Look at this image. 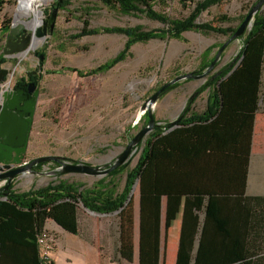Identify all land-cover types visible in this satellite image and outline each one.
Returning <instances> with one entry per match:
<instances>
[{"label": "rangeland", "instance_id": "374dc122", "mask_svg": "<svg viewBox=\"0 0 264 264\" xmlns=\"http://www.w3.org/2000/svg\"><path fill=\"white\" fill-rule=\"evenodd\" d=\"M55 1L45 0L41 3L39 6L43 12L41 22L43 17L51 14V6ZM199 1L203 0H172L166 4L156 3L155 11L170 19L181 20L191 14ZM257 1L224 0L202 13L197 21L198 24H208L215 29L214 31L205 30L198 33L189 31L183 35V40L157 39L146 44H136L131 49V54L111 70L99 75L81 77L72 70L86 72L98 68L118 56L127 40L124 35L117 34L73 39V35L84 29V23L88 22L89 29L140 27L150 31L165 30L167 27L159 21L140 14H121L115 9L104 6L99 0H73L66 11L57 12L53 34L46 38L44 45L31 50L25 57L10 58L4 52L9 35L8 28L18 16L16 11L18 2L3 0L0 5V69H7L10 73L6 78L4 90L7 88L12 90L14 84L26 78L31 71L41 75V78H38L40 96L27 160L47 156L61 157L66 163L71 159L94 167L113 164L130 140L146 126V116L143 115L141 107L157 89L171 82H173L171 85H176L177 88L162 94L157 100L161 102L167 98L170 101L166 108V123L171 122L172 128H176L181 111H185L189 106L186 115L192 112L201 113L206 105V96L201 94L192 100V95L207 78L209 80L215 75L219 66H224L225 70L231 68L232 60L240 52L243 40L229 45L203 80L192 81L188 76L199 77L206 73L213 59L215 60L220 45L228 40L223 28L236 27L239 23L238 19L243 17ZM259 14H264V6ZM222 16L228 20H221ZM34 17L33 14L21 16L20 22L29 23L34 20L33 22L36 23L37 18ZM43 27L42 24L40 28ZM219 28H222V31H219ZM40 43V41L36 42L37 45ZM44 47H47V50L42 60L44 63H41L40 57L35 53L42 54ZM244 52L238 73L225 92L240 86L246 88L245 95H255L260 88V93L264 94V61L263 64L261 63L264 59V36L253 39ZM244 72L249 74L248 80H239ZM179 102L182 109L171 108L172 103L177 106ZM155 122L159 124V120ZM140 152H136L128 162L127 169L114 179L117 192L123 190L127 179L126 172L136 166ZM41 169L40 174L23 179L15 186V190L19 191L18 193H25L62 181L78 184L82 186L81 191H83L92 189L102 179L76 172L64 173L60 165L46 164ZM134 199L135 195L132 199L135 205ZM4 201L5 199L0 198V203ZM94 219L98 225L105 226L102 244H109L107 233L113 222H116L115 218L93 216ZM81 221L84 224V218L81 217ZM45 229L59 238V244L51 251V254H56L65 241V233L56 226H48ZM82 236L83 234L75 238L76 242H81ZM107 255L115 259L114 253Z\"/></svg>", "mask_w": 264, "mask_h": 264}, {"label": "crops", "instance_id": "0c3cea01", "mask_svg": "<svg viewBox=\"0 0 264 264\" xmlns=\"http://www.w3.org/2000/svg\"><path fill=\"white\" fill-rule=\"evenodd\" d=\"M224 68L219 66L215 74ZM205 96L203 111L209 95ZM224 100L223 107L210 122L184 126L175 139L156 145L152 163L135 184L133 192L136 202L133 262L124 261L117 252L119 228L116 214H95L83 205L78 208L77 235L63 231L53 221L47 223L46 227L56 226L65 233L64 243L56 254H51L50 261L54 264H152L155 196L162 199L159 264L178 263L182 234L185 232L186 200L198 196L204 197V204L210 198L218 201L214 202L213 208L221 216L216 220L228 232L213 233L211 241L264 246V233L253 235L252 232L253 214L264 212V206L253 207L255 198H264V94L254 97L232 92L226 93ZM162 102L166 104L158 109L156 116L161 131L167 121L166 108L170 101L166 98L158 105ZM175 105L172 103L170 106L181 108V102ZM3 203H0V208ZM199 215V232L194 236L193 256L199 248L206 216L203 212ZM93 216L115 218L116 222L107 233L109 244H102L105 226L98 225ZM193 230L191 219H188L187 241H192ZM81 234V242H76L75 238ZM107 253H114L115 259Z\"/></svg>", "mask_w": 264, "mask_h": 264}, {"label": "trees", "instance_id": "16d2710c", "mask_svg": "<svg viewBox=\"0 0 264 264\" xmlns=\"http://www.w3.org/2000/svg\"><path fill=\"white\" fill-rule=\"evenodd\" d=\"M73 0H56L51 8L57 11H66L67 7L71 6ZM172 0H99L101 4L111 9L119 11L121 14H140L146 18L161 22L167 29H156L146 31L140 27H111V28H88V22L84 23L85 27L80 33L73 35V39L90 37L103 34L124 35L127 40L124 49L114 59L105 62L98 68L90 71L82 72L81 70H72L81 77L103 74L119 63L124 61L131 54V49L136 44L148 43L153 40L161 39H177L183 40V35L186 32L193 31L195 33L205 30L214 31L208 24H198L202 13L219 5L224 0H203L196 3L191 14L185 19H170L167 16L155 11V4H166ZM3 0H0V5ZM51 9V10H52ZM221 20L227 21L225 16ZM233 27L223 28L225 37H228ZM222 31V28L218 29ZM264 36V14L256 15L252 29L247 33L240 59L245 55V49L253 39ZM222 45V44H221ZM220 45V47H221ZM219 47V48H220ZM47 47H44L41 53L36 52L35 55L44 56ZM214 61V59H213ZM264 59L261 61L263 64ZM4 62V61H3ZM241 62V61H240ZM41 63H44L42 61ZM240 63L235 72L228 78L226 82L220 84V80L226 77L231 71V68L226 69L222 75L212 80L210 78L203 86L202 90L220 85V89L211 93L208 97L206 109L202 113L192 112L186 115L190 106L185 108L181 113L180 121L176 124L179 127L177 130L168 132L172 128L171 122L165 123L164 129L161 131L158 123L151 134L147 136L144 144L140 143L142 148L138 162L135 167L128 170L126 183L121 192H117V187L114 185V179L123 173L128 167V163L119 167L111 174L110 181L99 182L92 189L81 191L82 186L75 183H66L59 181L51 183L47 187L38 190L18 193L13 189V186L8 190H3L0 197L5 198V202L0 208V264H54L53 261L44 262L41 258L40 250L37 245L38 235L45 229L49 221L55 222L61 229L70 234H78L77 213L79 205L82 204L86 209L95 214H116L118 217V242L117 249L121 259L127 262H133L134 258V204L132 199L128 202V198L133 186L140 178L144 176L147 169L150 167L156 145L167 143L171 139L178 136L180 128L210 122L223 107L222 101L226 97V93L239 92L245 94L246 88L237 86L234 90L225 92V89L237 75ZM209 71L207 68L206 72ZM249 74L244 72L238 79L248 80ZM254 76V73H253ZM41 78V75H39ZM38 81V80H37ZM38 83H40L38 81ZM260 86V81H259ZM176 85L169 86L164 93L174 90ZM261 88L256 95L261 94ZM198 93L197 96H199ZM196 96V97H197ZM166 133V134H164ZM39 165L37 169H40ZM161 197L155 196L153 199L154 215H153V262L152 264L160 263L159 247H160V231H161ZM204 197L198 196L186 200V216H185V232L186 223L191 219L193 224L192 241L185 239V232L182 234L181 248H179L177 264H264V246L246 245V244H225L211 241L213 233L227 234L226 227L219 223L216 218L221 216L218 210H215L214 198H210L204 204ZM253 207L264 206V198H255ZM197 212V214H195ZM205 213L202 232L200 233L199 248L196 255L193 256V248H195L194 236L199 232V213ZM215 223V225H214ZM264 212L253 214V235H261L264 233ZM255 227V228H254Z\"/></svg>", "mask_w": 264, "mask_h": 264}, {"label": "water", "instance_id": "95a60500", "mask_svg": "<svg viewBox=\"0 0 264 264\" xmlns=\"http://www.w3.org/2000/svg\"><path fill=\"white\" fill-rule=\"evenodd\" d=\"M263 2L264 0H258L254 4V6L251 7L247 13H245L243 17L238 19L239 23L236 27L232 28V31L228 36L227 42L223 43L219 48L220 53L225 50L227 46L233 44L236 41L243 40L244 44L245 37L247 33L252 29L255 21V15L256 13H259ZM57 12V9L53 8L51 10V14L47 17H44V22H42L44 27H39L36 32L26 24L27 22L21 24L20 22L16 23V25L10 29L9 37L7 38L6 51L4 52V54L6 56H9L10 58H20L23 55L29 53L31 50H34L33 39L35 37H37V39H46L48 36H52L54 25L57 19ZM25 27H28L33 30V37L31 38V40L28 39L26 43H22V45H20V41L22 39V37H20V33L22 31L26 32ZM243 44L240 52L237 53V56H235L234 60H232L230 66L231 71L228 75H226L224 79L222 78L220 80V84L228 80V78L237 69L240 61L243 59H240ZM43 58L44 57L41 55V61L43 60ZM207 73L208 72L199 77H188L192 81H201L205 78V75H207ZM8 75L9 70L2 68L0 69V170L3 167L8 168L7 166L12 161V156L15 153L17 156L29 155L30 136L31 132H33L34 117L36 116L37 103L39 101L40 96V84L37 85L31 83L29 85L27 91L29 93H32L31 98H29V94H27L24 89L16 88L15 90H11L7 88L6 90H4V86L6 84L5 81ZM212 80H214V78H212ZM207 81L208 78L206 79L205 83ZM205 83H203L199 87V89L194 92L191 97L192 99L196 97L198 93H200L199 96L201 94L210 95L211 93L220 89V85H218L216 87H211L206 90H202L201 88ZM171 84H173V82L164 85L161 89H157L156 92L148 100V102L141 107L143 115L146 116V126L140 130L138 136L130 140L127 147H125L124 151H122V153L117 157L113 164H108L105 167H94V165L74 162L71 159H68V163H66L63 162L61 157H34L33 159H29L32 160V162L30 161V163L11 171V179L5 189L8 190L11 184L13 183L16 186L23 179L40 174L42 167L40 169H37V171H34L33 168L38 165L44 166L46 164L60 165L64 173L76 172L78 174L101 177L102 179L99 182L110 181L111 179L110 177H108L109 174H111L113 171L123 166L124 164H127L136 154L137 151L142 150V147L140 148L139 144H144L147 136L151 134L156 124L155 121L157 120L156 116L158 113V109L160 110L161 107L166 104V102H162L160 105H158L157 100L162 94H164V91ZM31 86L34 88V90L31 88ZM9 136L11 138H9ZM20 164H22L21 160L18 161L17 165ZM11 168L12 166H9L8 169ZM7 178V176H3L2 178H0V180H6ZM134 187L135 185L132 188L127 202L133 198Z\"/></svg>", "mask_w": 264, "mask_h": 264}, {"label": "bare ground", "instance_id": "6f19581e", "mask_svg": "<svg viewBox=\"0 0 264 264\" xmlns=\"http://www.w3.org/2000/svg\"><path fill=\"white\" fill-rule=\"evenodd\" d=\"M45 0H27V2H26V6H25V9H24V11H22L21 9H20V11H18V13H17V15L18 16H16V21L15 22H20V17L21 16H29V15H31V14H33L36 18H37V20H36V23H34L33 21L34 20H32V22H29V23H27V25L31 28V29H33L35 32H36V30L42 25V22H44V17H43V19H42V22L40 21V19H41V16H42V14H43V12L39 9V6H40V4L42 3V2H44ZM264 6V2H263V4H262V7ZM262 7H261V9H262ZM261 9H260V11H261ZM260 11H259V13H260ZM259 13H256V15H258ZM256 15H255V17H256ZM35 17H34V19H35ZM20 24H21V22H20ZM37 41H40L41 43H40V45H37L36 44V42ZM46 41V39L44 38V39H37V37H35L34 39H33V48H34V50H36L39 46H41V45H43L44 44V42ZM228 47V46H227ZM226 47V48H227ZM225 48V49H226ZM225 50H223L221 53L220 52H218L217 53V56H216V58H215V60L213 61V65H212V67H210L209 68V71H211L214 67H215V65H216V63L220 60V58H221V55L223 54V52H224ZM30 53V52H29ZM27 55V54H26ZM26 55H23V57H25ZM221 75V73L220 74H218L216 77H219ZM207 75H205V77H206ZM216 77H214V78H216ZM193 100V99H192ZM7 132H9V131H7ZM7 132H5V133H7ZM140 132V131H139ZM5 133H4V135H5ZM139 134V133H138ZM138 134L136 135V136H138ZM3 135V136H4ZM135 136V137H136ZM134 137V138H135ZM9 138H11L10 136H9ZM133 138V139H134ZM11 163V164H10ZM9 164H8V168H9V166L11 167V166H14V164H17L18 163V161L15 159V158H13L12 159V161L10 162ZM1 166V165H0ZM8 168H6V167H3L2 169H4V171L5 170H9ZM11 173L12 172H9V173H6L7 175V179L6 180H8V181H10V179H11V177H10V175H11ZM6 182L7 181H4V182H2L0 185H5L6 184ZM9 183V182H8ZM7 183V184H8Z\"/></svg>", "mask_w": 264, "mask_h": 264}, {"label": "flooded vegetation", "instance_id": "af4514ba", "mask_svg": "<svg viewBox=\"0 0 264 264\" xmlns=\"http://www.w3.org/2000/svg\"><path fill=\"white\" fill-rule=\"evenodd\" d=\"M12 27H11V25H10V27H9V29H8V32H10V29H11ZM25 30H26V32H24V31H22L21 33H20V37H22V39H21V41H20V45H22V43H26L27 42V40L29 39V40H31V38L33 37V30H31L30 28H28V27H25ZM9 34V33H8ZM8 37H9V35H8ZM7 37V38H8ZM45 43V42H44ZM6 44H7V39H6ZM19 45V46H20ZM44 45V44H43ZM5 48H6V46H5ZM41 56V55H40ZM39 56V57H40ZM23 57V56H22ZM224 71H225V69L222 71V72H219L218 74H220L221 73V75L224 73ZM210 71H208V73H209ZM207 73V74H208ZM10 74V73H9ZM218 74H215L213 77H211V78H214V77H216ZM40 75V74H39ZM39 75H37V72L36 71H31V72H29V74H28V76L26 77V78H22L20 81H17L15 84H14V87H13V89L12 90H15L16 88H18V89H24L26 92H27V94H29V98H31L32 97V93H29L28 91H27V89H28V87H29V85L31 84V83H34V84H40V83H38V78H39ZM217 78V77H216ZM216 78H214V79H216ZM31 88L34 90V88L31 86ZM13 158H15L17 161H19V160H21L22 161V164H20V165H17V164H14V166H12V168L11 169H9V170H5L4 171V169H1L0 170V178H2L3 176H6L7 174L6 173H9V172H11L12 170H16L17 168H19V167H22V166H24V165H26V164H28V163H30V161L32 162V160H27V156L26 155H19V156H17L16 155V153L12 156V159ZM23 160L25 161L24 163H23ZM39 166V165H38ZM38 166H35L34 168H33V170L34 171H37V167ZM1 181H7L6 182V184L4 185V187L3 188H0V194L3 192V190H5L6 191V187H7V183L9 182L8 180H0V182ZM11 186H13V189L15 190V184L13 183V184H11ZM10 186V187H11ZM10 187H9V189H10ZM17 191V190H16ZM19 192V191H18Z\"/></svg>", "mask_w": 264, "mask_h": 264}, {"label": "built area", "instance_id": "2783aa9c", "mask_svg": "<svg viewBox=\"0 0 264 264\" xmlns=\"http://www.w3.org/2000/svg\"><path fill=\"white\" fill-rule=\"evenodd\" d=\"M17 2H18L17 9H16L17 13L18 11H20V9L24 11L27 0H17ZM22 23H26V22L22 21ZM15 25H16L15 21L11 23V27H14ZM2 182L4 181H1L0 184ZM3 187H4L3 185H0V188H3ZM37 240H38L37 245L39 247L42 260H44V262H49L50 261L49 259H51V251L53 250V247L59 244V238L55 234L50 233L46 229H44L38 235Z\"/></svg>", "mask_w": 264, "mask_h": 264}]
</instances>
